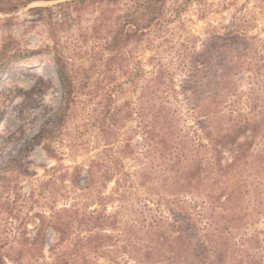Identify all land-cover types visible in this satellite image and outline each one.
Instances as JSON below:
<instances>
[{"label": "rangeland", "instance_id": "obj_1", "mask_svg": "<svg viewBox=\"0 0 264 264\" xmlns=\"http://www.w3.org/2000/svg\"><path fill=\"white\" fill-rule=\"evenodd\" d=\"M62 1L66 0H37L15 11L0 13V51L5 44L9 59L0 76V264L53 262L55 255L49 247L57 244L59 238L51 227L47 229L46 246L41 254L32 255L20 244L23 231L27 232L26 236L34 234L35 214L44 213L49 217L52 210L61 211L65 206H75L82 213L101 209L100 197H107L104 207L107 214L122 212L117 215V230L105 226L109 233L116 234L123 228V219L128 214L142 220L149 207L159 217L171 221L172 212L181 210L176 199L184 201L197 227L192 226L188 216L184 224L203 233L212 220L218 221L220 211L223 213L218 201L225 194L221 200L217 199L223 175L214 173L210 179L206 177V181H218L211 185L212 189L206 188L209 196L205 191L173 195L164 190L161 177L166 164L164 158L150 150L157 140H151L145 133L146 124L152 123V113L148 110L152 106L153 112L162 109L172 119L176 139L193 138L198 142L205 118L199 116L200 107L195 106L198 96H194L192 87L199 83L189 81L193 55L204 49L206 41L215 36L224 37L227 30L242 27L243 21L248 20L249 35L254 37L251 41L260 50L254 61L264 59V13L261 11L264 0H170L168 19L151 29L142 40L125 46L122 55L112 64L105 47L106 27H97L98 4L59 6ZM38 6L52 9L35 10ZM57 40L76 85L75 98L66 114L59 112L63 87L55 65L53 47ZM239 60L244 59L236 61ZM158 70H163L165 82L161 85L154 83ZM229 77L230 84L236 88L225 102L224 110L237 114L255 109L262 114L264 77L243 68ZM195 89L198 95L203 89L216 88L210 87L206 79L203 86ZM109 105L118 106L121 115L130 108L134 110L132 116L120 120L113 142L102 131ZM43 127L45 133L41 138L37 135ZM128 137L133 148L130 154L124 153ZM200 141L208 144L205 135ZM262 143L264 131L256 138L253 152L260 150ZM45 144L52 147V155ZM117 154L121 155L120 161ZM98 156L105 164L101 172L110 167L114 178L102 185L84 188L87 179L84 173L73 185L69 174L74 167L87 168ZM230 159L231 153L226 151L223 162ZM245 167L246 179L253 183L252 201L246 202L248 196L242 202V207L251 205L242 212H251L253 216L248 215L241 228H231L230 232L236 239L241 235L249 239L243 250L238 247L243 251L242 264L252 261L253 254L252 259L256 260L253 264H258V261L264 262V214H258L252 206L257 205L259 198L264 201V173L257 175L259 172L250 165ZM142 170L149 175L142 176ZM116 179H121L119 189H116ZM255 187L261 191L257 192L259 196ZM255 235H258L256 239ZM259 239L262 246L254 248ZM66 245L69 241L57 248L62 250ZM244 251L251 253L249 258L244 256ZM104 255L94 256L95 264H109ZM116 260L117 264H135L121 252Z\"/></svg>", "mask_w": 264, "mask_h": 264}, {"label": "trees", "instance_id": "obj_2", "mask_svg": "<svg viewBox=\"0 0 264 264\" xmlns=\"http://www.w3.org/2000/svg\"><path fill=\"white\" fill-rule=\"evenodd\" d=\"M33 1L37 0H0V13L15 11ZM169 1L66 0L59 2L58 5L75 4L78 6L88 2L98 4L97 27L99 29L106 27L105 47L110 52L109 64H112L117 57L122 55L121 51L125 46L133 41L142 40V37L146 36L151 29L168 19ZM51 9V6L35 7V10L49 11ZM261 11L264 13V8ZM249 22L245 20L242 27L227 30L224 37L215 36V39L206 41L204 49L193 55L194 60L188 69V72L192 74L189 76V81L193 84L199 83L197 87L192 88L195 91L194 96H198L195 106L200 107L199 116L205 118L202 121V124H205L202 136L205 135L208 144L200 141L202 136L199 137L198 142L193 138L176 139L172 119L170 120L162 109L153 112V106L152 110H148V113H152V123L148 122L149 124L145 127L146 137L157 140L155 147L152 144L150 150H154L155 154L164 158L166 164L163 169L164 175L161 177L164 190L173 195L193 193V190L198 193L205 191V194L209 196L206 188L208 186L211 188V185L218 183L217 180H209L211 174L223 175L221 178L223 185H220L222 190L217 194V199L221 200L223 194L225 198L218 201V205L223 210V213L220 211L218 221L212 220L214 223L210 222L203 233L198 232L199 228L186 226L184 224L186 216L192 226L196 225L192 222L193 218L188 213L184 201L176 199L181 210L172 212L171 221L168 222L163 216L159 217L149 207L148 214L142 220L134 219L128 214L130 216L127 215L123 219V228H120L116 234H112L106 231L105 226L117 230L119 221L117 215L122 212L107 214L104 208L107 205L105 201L107 197H100V204L103 207L101 209L82 213L75 206H65L61 211L52 210L49 217H46L44 213H36L34 234L26 236L27 232L23 231L24 237L20 240V244L26 248L27 252L38 255L44 251L47 241L46 232L51 227L58 234L59 242L49 247L51 253L55 255V259L49 264H95L94 256H100V254L107 256L109 264H117L116 255L120 252L133 259L135 264H242L243 251L240 252L239 248L243 250L242 246L249 239H244L242 235L236 239L230 229L241 228L244 219L248 215L250 218L253 216L251 212H242L245 209L249 210L251 206L245 204V207H242V202L248 196L246 202L252 201L250 187L253 183H248L246 179L245 166L247 165L248 168L250 165L253 170L259 172L257 175L264 173V143L260 150L253 152L256 138L264 131V112L261 114L252 109L246 113L237 111V114H233L224 110V104L229 96L234 94L236 88L230 84V75L242 71L243 68L254 70L256 76L264 77V59L254 61L255 55L260 50L251 41L254 37L249 35ZM98 28L96 29L99 30ZM59 42L57 40L53 47L55 48V65L63 87L62 105L59 112L66 114L75 98L76 85L69 72L66 58L61 54ZM7 55L8 50L4 44L0 51V76H2L3 67L9 63ZM216 58L218 60L215 62ZM239 58L244 60L236 61ZM162 74L163 70H158L154 77V83L157 85L165 82ZM206 79H208L209 86H215L216 89L208 91L203 89L200 94L196 95L195 88L203 86ZM132 112L134 110L130 108L125 115H121V109L118 106H108L103 117L105 121L103 120L102 131L106 133L110 142H113L112 138L115 137L121 124L120 120L129 118ZM44 133L45 127L37 136L42 138ZM125 142L124 153H132L131 137H128ZM44 147L50 155L54 153L49 144H45ZM200 149H203V152ZM226 151L231 153V159L224 163ZM116 158L120 161L121 155L117 154ZM103 166L105 164L99 156L92 159L87 168L77 165L69 174L71 182L76 185L84 173L87 175L84 188L97 184L102 185L112 180L115 175L114 171H110V167H107L101 172ZM141 175H149V173L142 170ZM206 177L209 178L207 181ZM120 181L121 179H116V189H119ZM203 183L206 184L201 185ZM254 190L256 194L261 192L256 187ZM263 204L264 201L259 198L257 205L253 204L252 210H256L258 214H264ZM11 206L13 208V205ZM183 210L186 213H182ZM256 237L258 235L253 238L256 239ZM262 240L259 239V242L256 240L258 246L253 245V247H261ZM67 241L69 245L62 250L57 248V245ZM248 253L249 251H244V256L247 258L251 254ZM252 258V261H248L247 264H253V261H256ZM258 264H264V262L258 261Z\"/></svg>", "mask_w": 264, "mask_h": 264}]
</instances>
